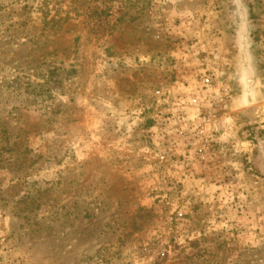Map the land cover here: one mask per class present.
I'll list each match as a JSON object with an SVG mask.
<instances>
[{"label":"rangeland","instance_id":"1","mask_svg":"<svg viewBox=\"0 0 264 264\" xmlns=\"http://www.w3.org/2000/svg\"><path fill=\"white\" fill-rule=\"evenodd\" d=\"M243 18L264 86V0H0V264H264Z\"/></svg>","mask_w":264,"mask_h":264},{"label":"water","instance_id":"2","mask_svg":"<svg viewBox=\"0 0 264 264\" xmlns=\"http://www.w3.org/2000/svg\"><path fill=\"white\" fill-rule=\"evenodd\" d=\"M238 36L239 53L241 55L238 78L241 86V96L236 104L239 109H243L254 106L260 101V90L264 88V86L253 65V56L250 51L252 43L246 18L242 19V25Z\"/></svg>","mask_w":264,"mask_h":264},{"label":"built area","instance_id":"3","mask_svg":"<svg viewBox=\"0 0 264 264\" xmlns=\"http://www.w3.org/2000/svg\"><path fill=\"white\" fill-rule=\"evenodd\" d=\"M205 84L208 86L210 84V79L205 80Z\"/></svg>","mask_w":264,"mask_h":264}]
</instances>
